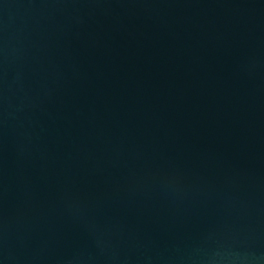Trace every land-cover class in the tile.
<instances>
[{
	"label": "water",
	"instance_id": "obj_1",
	"mask_svg": "<svg viewBox=\"0 0 264 264\" xmlns=\"http://www.w3.org/2000/svg\"><path fill=\"white\" fill-rule=\"evenodd\" d=\"M0 264H264V0H0Z\"/></svg>",
	"mask_w": 264,
	"mask_h": 264
}]
</instances>
